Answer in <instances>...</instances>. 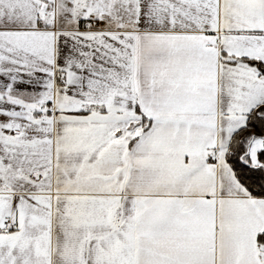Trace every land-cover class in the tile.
<instances>
[{
  "label": "snow or ice",
  "instance_id": "6c2138e0",
  "mask_svg": "<svg viewBox=\"0 0 264 264\" xmlns=\"http://www.w3.org/2000/svg\"><path fill=\"white\" fill-rule=\"evenodd\" d=\"M0 264H264V0H0Z\"/></svg>",
  "mask_w": 264,
  "mask_h": 264
}]
</instances>
